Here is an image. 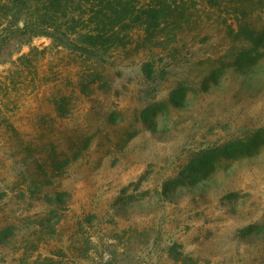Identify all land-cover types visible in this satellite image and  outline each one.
Returning <instances> with one entry per match:
<instances>
[{
    "label": "rangeland",
    "instance_id": "374dc122",
    "mask_svg": "<svg viewBox=\"0 0 264 264\" xmlns=\"http://www.w3.org/2000/svg\"><path fill=\"white\" fill-rule=\"evenodd\" d=\"M171 2L101 55L0 32V264H264V5Z\"/></svg>",
    "mask_w": 264,
    "mask_h": 264
},
{
    "label": "trees",
    "instance_id": "16d2710c",
    "mask_svg": "<svg viewBox=\"0 0 264 264\" xmlns=\"http://www.w3.org/2000/svg\"><path fill=\"white\" fill-rule=\"evenodd\" d=\"M172 11L171 0H0V32L11 39L25 35L24 44L44 35L69 49L101 55L123 45L121 32L128 25L140 21L156 30L169 23Z\"/></svg>",
    "mask_w": 264,
    "mask_h": 264
}]
</instances>
